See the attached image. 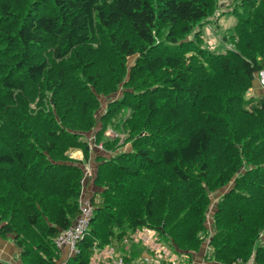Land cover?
Here are the masks:
<instances>
[{"label": "trees", "instance_id": "1", "mask_svg": "<svg viewBox=\"0 0 264 264\" xmlns=\"http://www.w3.org/2000/svg\"><path fill=\"white\" fill-rule=\"evenodd\" d=\"M216 2L0 0V235L22 264H89L106 245L128 264H174L131 241L143 227L188 261L211 234L215 261L264 264V94L247 96L264 0H233L210 49ZM93 153L92 213L63 260L55 238Z\"/></svg>", "mask_w": 264, "mask_h": 264}, {"label": "built area", "instance_id": "2", "mask_svg": "<svg viewBox=\"0 0 264 264\" xmlns=\"http://www.w3.org/2000/svg\"><path fill=\"white\" fill-rule=\"evenodd\" d=\"M256 79L262 86H264V67L261 70H259V72L256 75ZM97 147L101 148V145L99 144ZM89 172H90V167L89 168L86 167L85 174H88ZM91 213H92V209L88 199L82 198V200L80 201L79 214L76 216L71 226L64 229L56 236L55 238L56 246L59 248L66 246L71 251H74L76 241L79 238H81L85 233ZM132 238L134 240L141 238L144 244H146L156 256L167 257L169 255L168 254L169 250L157 240L156 233L149 228L143 227L138 229L137 233ZM143 258L145 262L147 263L150 262V258L148 256H144ZM101 260H103V262L105 261L106 264L108 262L114 264H128L125 261H123L122 258L115 256V249L110 245H106L104 248H100L99 250H96L91 257L90 262L94 263Z\"/></svg>", "mask_w": 264, "mask_h": 264}, {"label": "rangeland", "instance_id": "3", "mask_svg": "<svg viewBox=\"0 0 264 264\" xmlns=\"http://www.w3.org/2000/svg\"><path fill=\"white\" fill-rule=\"evenodd\" d=\"M233 5V0H217L216 2V8L213 12V14L211 15L210 19L215 20L218 23V32L216 31L217 29H212L210 24H213L212 22H205V24L202 26L203 32H202V36H203V45L206 48H216L218 46L221 45V39H220V35L222 34L223 30L227 29V27L231 24H233L235 22V17L231 14H229V10L232 8ZM130 59V58H129ZM118 92H116V94H114L117 97ZM251 94H264V86H262L258 80L256 79V76L252 82V87L250 90H248L247 92V96L251 95ZM114 98V97H111ZM107 105V100L106 98L102 99L101 102V112L104 111V108ZM92 132V131H91ZM91 145L92 142L90 143ZM80 150V151H79ZM81 152L82 155H78L76 156V152ZM73 152V153H72ZM75 152V153H74ZM66 153L73 159H78L80 160V158L83 157V152L79 147H70ZM95 154L93 153V155L91 156V160L89 158V161H91V168H90V172L88 174H85V170H84V174H85V179L84 180H88V182H91V178L93 175H95L96 169H95ZM88 167L89 168V164L87 163L85 168ZM93 186V185H92ZM221 191H216L214 194H212L213 198H212V203L211 206L209 208L210 213L208 214V225L209 228L211 229V222H212V215L211 212L214 209V199L215 197L220 193ZM89 194H91V189H89ZM87 188L86 185H84V189H83V195L82 198L84 199H88L87 196ZM211 233V232H210ZM261 237H264V230L260 232ZM211 235V234H210ZM210 235H207L202 243L203 246V250L207 247V249L209 250L210 248H208V239L210 237ZM73 252V251H71ZM105 262V261H104ZM90 263V262H89ZM61 264V263H60Z\"/></svg>", "mask_w": 264, "mask_h": 264}, {"label": "crops", "instance_id": "4", "mask_svg": "<svg viewBox=\"0 0 264 264\" xmlns=\"http://www.w3.org/2000/svg\"><path fill=\"white\" fill-rule=\"evenodd\" d=\"M79 154L82 155L81 152L77 151L76 156H78ZM90 160H91V157H90ZM88 164H89V167L91 168V166H92L91 161H89ZM84 183H85L86 188H87V194H88L87 196L89 197V189H91V193H92V188H93L92 182H90V181L88 182V180L86 179ZM136 233H137V231H135L132 236H134ZM131 241L132 242H143L141 240V238H139L137 240L132 239ZM129 250L130 249L128 247L127 253L130 254ZM208 252H209V250L207 249V247L203 250V246H202L199 251L191 253V258L188 261V259H186V257H183V256L180 257L177 254H174V253L169 251V253H168L169 255L167 257H165V259H168L171 262H174V264H222V263L217 262L214 259H212ZM59 254H60L61 258L63 260H65L71 254V250L68 247L64 246L61 249H59ZM141 256L142 257L148 256L149 258L151 257V255L147 252H142V253L140 252V254L138 256H135L137 258L133 259L131 261V263H129V264H132V263L136 264V262L139 260V258H141ZM60 261H62V260H60ZM0 264H22L21 260H20V255H19V248L16 246V244L14 243L11 236H8V235L7 236H1L0 235ZM89 264H106V263L103 262V260H101V261H97L94 263L90 262ZM107 264H114V263L108 262ZM235 264H256V263L253 260V258L251 257L246 262L238 261Z\"/></svg>", "mask_w": 264, "mask_h": 264}]
</instances>
